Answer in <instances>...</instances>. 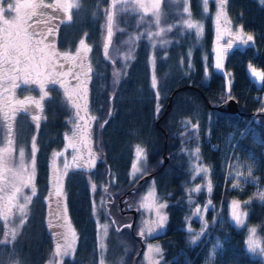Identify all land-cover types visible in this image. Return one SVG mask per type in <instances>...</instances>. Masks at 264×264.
Wrapping results in <instances>:
<instances>
[{"label": "trees", "instance_id": "1", "mask_svg": "<svg viewBox=\"0 0 264 264\" xmlns=\"http://www.w3.org/2000/svg\"><path fill=\"white\" fill-rule=\"evenodd\" d=\"M53 2L55 0H44L46 4ZM110 2L111 0H79L80 7L73 9L71 21L64 19L65 13L58 15L52 9H42L43 12L58 17L52 21L59 25L55 36L58 51L75 52L80 39L87 40L93 48L89 57L93 68L88 82L89 114L97 117L92 123L91 135L92 149L98 154V160L91 171L74 169L66 177L68 213L80 236L77 250L71 256L64 257L63 264H98V230L92 219L94 202L101 188L106 186L107 193L112 195L115 200L113 203L116 202L118 209V197L130 190L138 180L137 178L131 183L128 174L137 146L146 150L148 174L153 172L152 179L158 183L157 194L161 201L168 204L167 228L160 237L166 260L169 264H210V260L207 261L211 252L210 243H204L205 238L195 245L189 243L184 227L192 210V205L188 203L189 193L185 191L192 184L189 162L195 157L192 153L199 147L197 160L210 167L215 166L218 180L223 184L221 166L224 158H227L223 141L230 134L238 139L245 129L242 138L237 141L236 152L241 153L243 159L247 158V153H253L259 166L255 175L259 176L258 173L264 171V106L257 99L264 94V82L258 87L248 72L250 64L264 71V5L260 0H228L226 11L231 25L237 28L242 25L245 34L254 36V41L248 46L229 51L226 56L225 71L231 81L228 91L224 75L216 72L212 65L217 11L213 0L209 3L208 13L203 12L202 0H188L190 18L203 25V34L199 38L195 35V29L189 30L183 24L184 20L189 19V14L183 12V0H161L160 27L172 25V31H165L152 40L141 36L138 41L133 42L131 48L125 50L116 40L118 55L126 56L131 53L133 57L127 60L124 57L123 62L104 58V10L109 7ZM122 7L118 4L113 9L114 24L124 21V16L129 17V23L135 22L125 32H136L137 35L148 30L159 31L156 25L151 27L147 23L137 27L141 14L125 13L121 11ZM144 18L143 21H154L152 16ZM44 27L43 24L38 25V30ZM52 39L53 37L48 38L49 41ZM227 39L224 38L221 43L226 44ZM189 52L192 53L191 56L188 55ZM153 58L156 89L151 87ZM189 62L191 69L188 67ZM114 71L122 74L115 84ZM45 90L49 92V96L41 101L42 109H36L35 114H31L30 110L20 111L16 113L14 120L5 121L0 113V150L6 151L9 138L12 140L10 155L0 157V163L4 166L0 175L1 187L4 188L1 194L9 195L14 191L13 174L20 172L23 159L19 155L20 149L25 152L24 161L28 168L33 137L36 138L38 148L34 181L37 194L28 203L29 209L23 217L24 224L19 226L22 218L11 221L10 224L0 221V238L11 228V224L13 227L19 226L15 241L0 243V264H13L16 260H19V264H48L54 255L56 241L47 223L49 201L46 199L52 153L66 144L64 135L73 131L70 121L74 122L75 118L58 85L47 84ZM8 95L11 93H5V96ZM40 95L38 85L21 83L15 89L14 100H23L25 97L39 100ZM229 97L238 102L240 113L230 115L217 110ZM157 103L161 107L159 114L156 113ZM33 115L41 117L38 128L37 122L31 118ZM159 119L161 120L157 125ZM105 120L108 123L101 128L100 125ZM8 123L12 124L11 133L8 131ZM192 124H198V129L193 130ZM5 133L9 137L7 142L1 139V135ZM165 151L169 162L164 165ZM71 153L72 150H69V154ZM244 164L247 166V161ZM260 180L264 185V177L260 176ZM92 183L96 184L94 192L91 189ZM240 183L245 189L243 194L234 189V182L230 181L225 188L216 187L210 199L215 205H229L233 199L241 204L250 201L245 207L248 225L259 228L264 242V204L259 199L251 200L254 186L250 182ZM23 190V197L31 195L30 188ZM141 192L132 193L128 199H134ZM195 196L191 194V198ZM16 199V203L24 202L21 197ZM204 199L205 195L201 192L195 203L203 202ZM127 235L136 253L139 244L130 232ZM246 236V228H237L229 221H224L220 228L211 227L209 241L213 242L218 237L223 242L224 259L230 264H264L263 258L247 252ZM140 260L141 258L137 264ZM129 263L128 259L125 264Z\"/></svg>", "mask_w": 264, "mask_h": 264}, {"label": "snow or ice", "instance_id": "2", "mask_svg": "<svg viewBox=\"0 0 264 264\" xmlns=\"http://www.w3.org/2000/svg\"><path fill=\"white\" fill-rule=\"evenodd\" d=\"M2 2V0H0ZM184 8L183 12L189 14V19L183 21L184 26L189 29H195V35L197 38L203 34V25L197 22H193L190 18L191 13L189 10L188 0H183ZM203 12L208 13L210 0H202ZM260 3L264 5V0H260ZM120 4L123 7L121 11L135 15H139L137 20V27L140 26V22L144 17H154L153 23L157 26L159 31L152 32L150 30L137 34L136 36L129 37V40L125 43L138 41L141 36H146L148 40H152L154 36H159L161 33L172 31V25H168L167 28L160 27L161 24V0H111L110 5L104 10L106 15V38L103 43L104 58L107 60L110 58L109 48L112 45V39L114 35V23L115 14L113 9ZM217 11L215 13V44L213 48L214 52V66L217 70L224 69L225 57L229 51L234 47L235 43L242 45H249L254 41L252 34H245L243 26L241 25L236 32L232 31L231 21L228 17L226 6L228 0H215ZM80 5L77 0H55L52 4L44 3V0H28L23 6L22 13L19 16L10 17L6 22L0 21V113L3 114L5 121H11L15 119L16 113L23 111H29V105L34 104L37 109H42L41 101L49 96V92L46 91V85H58L63 90V96L67 102V105L74 113V122L72 123L73 131L71 135L65 133L64 139L67 143L64 145L65 151L72 150V164L65 158L63 163V172L56 167V161L58 157L65 156L64 151H54L52 153V191L49 192V198L56 197V208L54 212H50V215H54L58 223H53L49 220L48 227L51 229L61 228L62 232L53 233L54 239L57 240L55 246L56 257L60 260L58 264H63V258L71 256L76 249L77 233L72 227L68 217L66 203L64 202V192L62 177L67 176L70 167H75L81 170L91 171L95 168L98 160V154L92 149V123L96 121L95 115L89 114V89L88 82L91 79V73L93 68L89 62V53L91 47L86 43L85 39H80L78 47L75 52L71 51H58L55 36L59 25L52 23L58 17L50 15L42 11V9H52L53 12L57 10L65 13L67 20H72L71 11L74 8H79ZM34 21V22H33ZM45 25L44 28L38 30V25ZM125 29L121 28L120 31ZM228 37L226 44H222L221 41ZM49 37H53L51 41ZM155 46V45H153ZM117 51H119L117 49ZM192 55L191 52L188 53ZM131 53L125 56V59H132ZM206 60L207 57H204ZM115 63V61H113ZM154 67L155 59L151 60ZM189 69L192 65L189 62ZM250 74L258 82H264V71H257L252 65L249 66ZM207 71V69H206ZM113 76L116 78L114 84L119 82L120 73L118 71L113 72ZM23 85H38L40 89V99L35 100L32 97H25L23 100H14L15 89ZM231 81H229L230 89ZM151 87L157 88V79L153 75L151 80ZM5 93H11V95L5 96ZM157 101H159V92L156 93ZM230 98V97H229ZM161 111L160 104L156 105V113ZM111 111H109V117ZM33 121H36L37 128L39 127V121L41 117L39 115H33ZM108 123L107 120L100 125L103 128ZM190 123V122H188ZM193 130L198 129V124L191 125ZM8 131L11 133L12 124L8 123ZM9 147L7 152L11 153L12 140H8ZM3 151L0 150V157L3 156ZM183 151V149H182ZM38 148L36 145V138L33 137L31 145V167L30 170L25 165V152L20 149L19 155L23 157L20 164V172L13 174L12 187L14 191L5 196H0V219L10 218L13 213V208L18 209L22 219L20 225L24 224L23 217L26 216L27 204L37 194L35 187L36 177V155ZM200 149L197 147L195 152L192 153L197 159L199 157ZM147 153L146 150L140 146L136 147V162L132 164V171L130 175L135 178L136 175L146 169H142L139 165L146 164ZM4 166L0 163V175L3 173ZM192 171L195 175L192 177L195 180L196 176L204 174L207 176L210 173V168L195 164L192 166ZM249 174L251 170L249 169ZM234 188H238V184L233 185ZM24 188L31 189V195L23 197L24 203H13L16 200V194L21 193ZM207 193L210 195L213 187L210 179L203 185ZM91 189L94 192L96 190V184L92 183ZM4 188L0 187V192H3ZM189 193L188 203L191 205L193 200L191 194H199L202 191L201 185H196L192 188L185 189ZM104 192H108L107 187L104 188ZM259 201L264 202V191L259 193ZM48 199V198H46ZM160 197L156 194L155 182L149 192L143 197L139 203L138 210L144 209L154 214V218L151 220L144 219L141 221V228L139 235L144 237L147 231L148 235H152L157 230L162 231L168 220V214L165 209L168 208L166 202H160ZM250 201H245V204ZM131 207V205H130ZM212 207L211 199H208L203 210L199 205L196 206L193 216L199 217L203 221V229L207 228V221L204 216ZM51 209V204H49ZM248 213L242 211V205L240 201L233 199L230 202V222L235 227L243 228L246 225ZM9 228L5 233V240L0 243H11L15 241L18 234V228ZM104 232H107V225H104ZM123 227L131 228V224H126ZM203 229L201 233L194 234L195 238L190 242L195 245L196 241L204 234ZM189 233H192V228L189 225L186 229ZM119 231V229H117ZM249 235L246 239V247L248 252L256 253L259 250L260 253H264V247H262L259 241L255 238L257 234V227H250L247 229ZM8 237L11 239L9 240ZM101 252H103L104 245H100ZM147 253L145 254V260L148 264H159L158 260H155L152 253H160L161 249L158 245H147ZM13 264H19V260L13 262ZM49 264H53L49 261ZM100 264H104L103 258L100 260Z\"/></svg>", "mask_w": 264, "mask_h": 264}, {"label": "rangeland", "instance_id": "3", "mask_svg": "<svg viewBox=\"0 0 264 264\" xmlns=\"http://www.w3.org/2000/svg\"><path fill=\"white\" fill-rule=\"evenodd\" d=\"M213 1L215 2V0H213ZM27 2H28V0H2V2H0V21H5L6 22L10 17L19 16L22 13L23 6ZM77 2H79V0H77ZM72 12H73V9H72L71 13ZM45 13H47V12H45ZM54 13L55 14L58 13V15H61L63 12L57 10ZM124 18H125L124 21L119 22L118 25L114 24V35H113V39H112V45L109 48L110 58H114L115 61H119V62H123L122 58H124L125 55H118V51H117V49L115 47V44H116L115 41L117 40L119 43H121L123 45L124 50H125L127 48H131V46L133 45V42H130V43H125V42L129 40V37L136 36V32L127 33L125 31H120L121 28L128 29L129 26H134L135 25L134 21H133L134 24L132 22L131 23L128 22V18L129 17L126 18L124 16ZM64 19L66 21H68L66 16H65ZM229 19H230V17H229ZM143 20H145V18ZM230 21H231V19H230ZM142 23H147L151 27H153L155 25L153 23V21H149V20L148 21H143L140 24H142ZM231 28H232L233 32H236L239 27L237 28L234 25H231ZM225 38H228V37L225 36ZM85 41L91 47V44H89L87 40H85ZM245 47H246L245 45H242V44H239V43H235L234 47L230 51H232V50H234L236 48H245ZM213 48H214V46H213ZM91 49H92L91 50V52H92L93 48L91 47ZM91 52L88 54L89 57L91 56ZM125 53H126V51H125ZM225 59H226V57H225ZM212 65H213V69L216 72L221 73V74L224 75L225 81H226V89L229 91L230 90L229 89L230 78H229V75L225 71V61H224V69L223 70H217L215 68V66H214V52H213ZM252 67H254V66H252ZM254 68L257 71H261L260 69H258L256 67H254ZM151 70H152V77H153L154 68H153L152 63H151ZM248 72H249V75H250L251 79L256 83V85L258 87H261L263 82H258L257 79H254L251 76V74H250L249 68H248ZM121 75L122 74L120 73V76ZM230 87H231V84H230ZM260 105L262 106L263 104L260 103ZM36 109L37 108L35 107L34 104L29 105V110H30L29 112L31 114L36 112ZM214 120L216 121V119H214ZM213 123H215V122H213ZM244 130H242V132L238 136V139H237V137H235V135L230 134L223 141L224 142V148H226V150H227V153H226L227 158L226 159L224 158V162H223V164L221 166L222 173L224 175L223 184L218 180V174L216 172V167L215 166L210 167V166H208V165H206L204 163L203 164L199 163V161L197 160L196 157L192 158L191 161L189 162V168L188 169H189V172L191 173V179L190 180L192 182V184L190 185V188L195 187L196 185H201L202 186V191L201 192H203V194L205 195V199H204L203 202H198L197 201V203H195V199H197L201 195V192L199 194H193V195H196V196L194 198H191L193 200V203L191 204L192 205V210L189 213V215L187 217L186 225L184 226L186 233H188L187 240H188L189 243H190V240L195 238L194 234L201 233V231L203 229V221H201L199 219V217L193 216L195 208H196L197 205H199L201 207V209L203 210L207 200L210 199V195L213 193V191H214V189L216 187L222 186L223 188H225L226 186H228L227 185L228 182L232 181V182H234V184H238L239 185L238 188H234V189H236L237 191H239V192H241L243 194L245 189H244L243 186H241L240 182H250V184H252V186H254L253 193L251 194L253 197L250 196L251 200L259 199L258 198L259 197V193L261 191H264V185H262L261 180H260V176L264 177V171L263 172H259L258 173L259 176L255 175V171L259 170V166H258L257 160L254 157V154L253 153H247V158L243 159L241 153L236 152L237 151V143H238L237 141L240 138H242V133L244 132ZM69 132H72V131H69ZM69 132H68V134L71 135V133H69ZM8 138H7V133L1 135V139H5L6 142H7ZM66 143H67V141H66ZM69 150L71 151V149H68L67 151H65L64 146L60 150H58V151H64L65 152V156L58 157L57 161H56V167H57L58 170H60V172H63V163H64L65 158H67L69 163L72 164V154L73 153L69 154ZM3 155L4 156H9L10 153L5 151L3 153ZM245 161H247V166H245V164H244ZM135 162H136V151H135V157H134L133 163H135ZM147 164H148V161H146V164L139 165L140 167H142V169H146V170L138 173L135 178H133L130 175V173L132 171V166H131V168H130V170L128 172L129 179H130L131 183L135 179H137V178L139 179L142 176H144V175L149 173L148 169H147ZM195 164H199L201 166L210 168V173L207 176H205L204 174H201L200 176H196L195 180H193L192 177L195 175V173L192 171V166L195 165ZM30 167H31V163L28 165V169L29 170H30ZM74 169H77V168H75L74 166L70 167L69 170H68V174L70 172H72ZM249 169L251 170V174H249ZM77 170H79V171H87V170H81V169H77ZM151 173H153V172H150V174ZM68 174H67V176H68ZM67 176H63L62 177V181H61L62 184H63V192L65 194L64 195V202L66 203V207H67V200H68L67 196L68 195L66 194L65 180H66ZM208 179H210L212 187H213V190H212L210 195L207 193L206 189L203 188V185L206 184ZM52 181H53V174H52V160H51V171H50L49 188L47 190V196H46L48 198L49 203L51 204V209L50 208L48 209V216L50 215V212H54L55 208H56L55 201H56L57 198L54 197V196L49 198V192L52 191ZM153 182H155V189H156V194H157L158 193V189H157L158 183H157V181L152 179L146 185L144 191L139 193V194H137L134 199H130L129 200L128 197H127V201L128 202L124 201V203H126V204L124 206H122V208L124 210H126V211L129 210V209L138 210L139 203L142 201L143 197L149 192V190L151 189V187L153 185ZM0 187H1V183H0ZM105 187L106 186H103L101 188V191H100V193L97 196L98 198L94 202V207H95L94 210L95 211L93 212V216H92V219L96 222V227H97V230H98L99 256H98V261L97 262H98V264H100V260H101V258H103L104 264H125L126 261L129 259V261H130L129 264H131L132 259H133V257L135 256V254L137 252L135 253V249L133 247V244L130 242V240L128 238V235H127V232H130V230L125 228V229H122L121 233H117L116 232V228L120 227L121 224L129 223L132 220L133 216H132V218L130 216L129 217H125V218L123 217L124 214L121 213L122 212L121 211V206L119 205L120 207H118V209H117L116 202L113 203L115 200H114V198L112 199V195L109 194V193L104 192V188ZM23 192H24V190H22L21 193H17L16 197L23 198V194H22ZM125 193H121V195L118 198L120 199ZM7 195L8 194L3 195V194L0 193V196H5L6 197ZM157 196H158V194H157ZM119 199H118V201H119ZM16 201H17V199L13 203H16ZM160 202H163V201L160 200ZM23 203L24 202H22V204ZM248 204H245V201L241 204L242 205V211L247 212V209L245 207ZM261 204L263 205L264 202H261ZM130 205H131V207H130ZM27 209H29V205L28 204H27ZM138 211H139V217H138V219L136 221L135 231H137L139 233L140 228H141V221L144 220V219H147V220L153 219L154 218V214L150 213V212H148V211H146L144 209H139ZM165 211H166V209H165ZM67 212H68V207H67ZM50 216H51L50 220L55 218V221H57V219H56V217L54 215H50ZM68 217H69V213H68ZM21 218L22 217H21L18 209L13 208V213L10 216V218L5 219V221L3 219H0V221L3 222L4 224H10L11 221L12 222H15L16 220L19 221ZM111 218L114 219V221L116 222V225L113 224V220ZM204 218L207 221V228L203 229L204 234L196 242H198V241L200 242L201 240H203V238H205L204 243H206V242L210 243L211 252H210V257L207 260V261L210 260V264H230V262H228V261H226L224 259L225 247L223 245V242H221L218 239V237H215L213 242L209 241V238H210V235H211V227L220 228V227H222L224 221H229L230 222V204L229 205H222L221 203H219V205H215L212 202V207L209 208V210L205 214ZM69 220H70V217H69ZM58 222H62V221H57V222H53V223L55 224V223H58ZM70 222H71L72 227L75 229V231L77 233V242H76V249H75V250H77V248H78L77 247V243H78V238L80 236V233L78 232L75 224L71 220H70ZM230 223L234 226V224L232 222H230ZM104 225H107L106 234L104 232V227H103ZM189 225L192 228V233H189L186 230ZM12 227L13 226L11 224V228ZM250 227H257V226L248 225V217H247L246 225L243 228L248 229ZM166 228L167 227L165 226V228L162 231L157 230V232H155L156 233L155 235H153V234L152 235H148L147 231L145 232V235L147 234V238H145V240L146 239L147 240L145 241V243H146L145 250H144V253L141 256V260H140L139 264H148V262L144 258L145 254L148 251V249H147V245L148 244H152L154 246L158 245L160 247V249H161L160 253H155V252L152 253L153 258L155 260H158L159 264H169V262L166 260L165 251H164L163 246L161 245V240H160V238L157 239V236L159 234H160L159 236H162V235L165 234ZM51 229L54 231V233L55 232L64 231V229L55 228V227H53ZM117 229H119V228H117ZM257 229H258V231H257V234H256L255 238L259 241L260 245L262 247H264L263 246L264 245L263 238H262V236L260 234V231H259L258 227H257ZM248 235H249V233L247 231V236ZM247 236L245 238V247H246ZM0 239H1V241L5 240L4 236H3V238H0ZM101 243H103V245H104L103 252H101V248H100ZM109 245H110V248H109ZM246 249H247V247H246ZM247 252H248V250H247ZM54 253H55V251H54ZM248 253L250 255H252V256H256V257H260V258L264 259V253H260L259 250H257L256 253H250V252H248ZM131 255H132V258H131ZM59 260H60V258L56 257L55 255H53L49 259V261H52L53 264H58ZM48 264H49V262H48Z\"/></svg>", "mask_w": 264, "mask_h": 264}, {"label": "water", "instance_id": "4", "mask_svg": "<svg viewBox=\"0 0 264 264\" xmlns=\"http://www.w3.org/2000/svg\"><path fill=\"white\" fill-rule=\"evenodd\" d=\"M171 102L168 105V108L170 107ZM167 108V109H168ZM217 110L220 111L223 114H230V115H236L238 113H240V108L238 105V102L234 99V98H229L227 99L225 102H223L220 106L217 107ZM167 113V112H166ZM165 113V114H166ZM161 119L158 120L157 125L159 124V121ZM164 156V162L163 164H167L169 162V158L167 156L166 151L163 154ZM153 174H146L144 176H142L141 178H139L134 185L132 186V188L130 190H128L120 199H119V205L121 206V213L122 214H126L129 213L133 216V219L131 221V225L132 227L129 228L131 235L133 236V238L135 240H137L140 244L139 250L137 251V253L135 254V256L132 259L131 264H137L138 260L141 258L142 254L144 253L145 250V241L143 240V238L136 233L135 231V225H136V221H137V217H138V210L136 209H129V210H124L122 208L124 201H127V197L129 195H131L132 193H138L141 192L146 185L149 183V181L152 179Z\"/></svg>", "mask_w": 264, "mask_h": 264}, {"label": "flooded vegetation", "instance_id": "5", "mask_svg": "<svg viewBox=\"0 0 264 264\" xmlns=\"http://www.w3.org/2000/svg\"><path fill=\"white\" fill-rule=\"evenodd\" d=\"M127 202H128V201H127ZM49 204H50V203H49ZM125 204H126V203H124L123 206H124ZM118 207H120V206H119V201H118ZM129 216L132 218V215H131V214L126 213V214L123 215L124 218H125V217H129ZM50 217H51L50 215L47 217V223L49 222ZM111 219L113 220V224L116 225V222L114 221V219H113V218H111ZM132 219H133V218H132ZM137 219H138V217H137ZM51 220H52V222H57V221H55V218H53V219H51ZM131 221H132V220H131ZM131 221H130V222H131ZM130 222H129V223H130ZM129 223L121 224L120 227H117V226H116L117 228H119V231H117V228H116V232H117V233H121V232H122V229H125V228H126V227H123V226L126 225V224H129ZM49 229H50V228H49ZM127 229L129 230V228H127ZM50 232H51V234L53 235L54 231H53L52 229H50ZM136 233L138 234L137 231H136ZM155 234H156V233H154L153 235H155ZM159 235H160V234H159ZM159 235L157 236V239L161 237V236H159ZM53 238H54V237H53ZM132 238H133V237H132ZM142 238H143L144 241H146L147 239L145 240V238H147V234L144 235V237H142ZM133 239H134V238H133ZM54 240H55V239H54ZM134 240H135V239H134ZM55 241H56V240H55ZM136 241H137V240H136ZM137 242H138V241H137ZM56 243H57V241H56ZM138 244H139V242H138ZM139 247H140V244H139ZM75 251H76V250H75ZM74 253H75V252H74Z\"/></svg>", "mask_w": 264, "mask_h": 264}, {"label": "built area", "instance_id": "6", "mask_svg": "<svg viewBox=\"0 0 264 264\" xmlns=\"http://www.w3.org/2000/svg\"><path fill=\"white\" fill-rule=\"evenodd\" d=\"M258 100H261V103L263 104L264 106V94L262 96H258L257 97Z\"/></svg>", "mask_w": 264, "mask_h": 264}]
</instances>
